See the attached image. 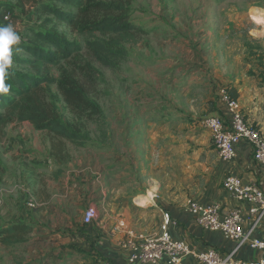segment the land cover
I'll return each instance as SVG.
<instances>
[{
	"label": "rangeland",
	"instance_id": "rangeland-1",
	"mask_svg": "<svg viewBox=\"0 0 264 264\" xmlns=\"http://www.w3.org/2000/svg\"><path fill=\"white\" fill-rule=\"evenodd\" d=\"M3 1L10 4V14L0 19V26L10 25L28 40L36 30L51 29L80 45L69 61L49 66V74L57 77L61 68L75 70L102 113L93 121L77 118L55 85L47 86L59 115L82 124L89 136L84 145L70 143L69 149H102L122 174V182L136 186L146 180L140 163L148 152L154 168L148 202L161 194L165 181L170 183V197L182 196L184 206L199 201L218 159L209 132L198 120L222 112V90L233 89L234 83L245 86L250 106L264 111V20L254 13L264 17V0H131L129 19L140 33L121 42L125 56L110 60L108 66L100 64L86 45L99 37L97 33H77L29 0ZM42 1L68 8L52 0L38 2ZM25 58L21 47L12 48L7 72L32 73ZM18 133H32L36 142L49 135L34 132L27 121H10L0 127V147L18 140ZM2 168L0 155V174ZM15 251L10 256L19 264ZM7 262L9 255L0 252V264Z\"/></svg>",
	"mask_w": 264,
	"mask_h": 264
},
{
	"label": "crops",
	"instance_id": "crops-1",
	"mask_svg": "<svg viewBox=\"0 0 264 264\" xmlns=\"http://www.w3.org/2000/svg\"><path fill=\"white\" fill-rule=\"evenodd\" d=\"M233 87L245 119L264 136V111L250 106L245 86L234 83ZM16 135L18 140L12 139L0 147L4 163L0 174V227L24 221L32 228L25 241L10 247L0 243V252L11 258L8 264H15L11 257L15 250L19 264H63L65 260H70L66 264H148L130 262L128 258L142 236L159 233L163 211L170 214V234L196 250L213 247L221 256L232 253L236 259L261 254L247 243L238 246L237 242L224 239L219 231L198 226L183 205L185 199L180 195L170 197L167 181L161 194L148 202L154 177L148 152L140 163L147 171L146 180L136 186L122 182V174L100 148L80 146L78 151H70L67 141L62 149L52 146L56 141L51 135L39 142L32 140V133ZM214 154L217 156L216 150ZM217 159L214 176L206 183L199 202H218L223 212L240 209L249 239L264 241V217L252 226L255 216L248 213L250 203L227 191L222 183L225 176L234 175L241 183L254 182L264 192V166L254 160L251 146L244 141L235 145L231 160ZM30 201L33 206L28 205ZM88 206L96 208V217L83 224L82 215ZM183 264L197 262L187 257Z\"/></svg>",
	"mask_w": 264,
	"mask_h": 264
},
{
	"label": "trees",
	"instance_id": "trees-1",
	"mask_svg": "<svg viewBox=\"0 0 264 264\" xmlns=\"http://www.w3.org/2000/svg\"><path fill=\"white\" fill-rule=\"evenodd\" d=\"M20 1V0H18ZM39 5L42 13L66 23L77 33L99 37L87 40L86 45L95 59L108 66L110 60H120L125 56L121 44L136 37L140 30L129 19L131 0H52L68 8L57 7L53 3L29 0ZM10 4L0 0V19L10 14ZM28 58L23 61L32 73L7 72L4 83L9 85L7 94H0V127L10 121L29 122L35 130L46 131L56 142L52 146L62 149L64 141L84 145L89 136L83 132L82 124L63 119L56 103L49 95L47 86L55 85L56 91L70 113L85 121H93L101 116L100 105L91 99L75 73V70L61 68L57 77L50 76L49 66L69 61L80 50V45L51 29L36 30L32 40L19 44ZM233 98L237 94L231 89ZM224 111L222 110L221 113ZM31 224L16 221L0 227V243L13 246L25 241L31 231Z\"/></svg>",
	"mask_w": 264,
	"mask_h": 264
},
{
	"label": "built area",
	"instance_id": "built-area-1",
	"mask_svg": "<svg viewBox=\"0 0 264 264\" xmlns=\"http://www.w3.org/2000/svg\"><path fill=\"white\" fill-rule=\"evenodd\" d=\"M5 18H8V15ZM19 37L21 44L24 37ZM219 106L224 110L223 113H208L198 120V124L209 132L217 156L223 161L231 160L235 155V145L244 141L251 146L254 160L264 166V136L256 126L245 119L237 99L228 91L222 90ZM222 183L227 191L250 203L248 213L255 216L252 225L255 226L259 219L264 217V192L254 182L241 183L234 175L225 176ZM28 205L33 206V203L30 201ZM186 209L201 228L219 231L224 239L237 242L238 246L247 243L251 248L260 250V256L236 259L232 253L221 256L213 247L196 250L186 241L176 239L170 234V214L163 211L159 233L142 236L139 244L134 245L128 260L148 264H183L185 258L193 257L197 264H264V241L259 238L249 239V233L245 232L242 226L240 209L223 212L218 202L199 201L187 203ZM96 213L94 206H88L82 215L83 224L91 223Z\"/></svg>",
	"mask_w": 264,
	"mask_h": 264
},
{
	"label": "clouds",
	"instance_id": "clouds-1",
	"mask_svg": "<svg viewBox=\"0 0 264 264\" xmlns=\"http://www.w3.org/2000/svg\"><path fill=\"white\" fill-rule=\"evenodd\" d=\"M19 42L20 37L12 26H0V94L9 92L10 86L4 83V77L12 64V48Z\"/></svg>",
	"mask_w": 264,
	"mask_h": 264
},
{
	"label": "bare ground",
	"instance_id": "bare-ground-1",
	"mask_svg": "<svg viewBox=\"0 0 264 264\" xmlns=\"http://www.w3.org/2000/svg\"><path fill=\"white\" fill-rule=\"evenodd\" d=\"M254 13H255V15L258 17V19L261 20V21L263 22V20H264L263 14L258 13V12H256V11H254ZM140 199H141V200H146L144 197H141Z\"/></svg>",
	"mask_w": 264,
	"mask_h": 264
}]
</instances>
